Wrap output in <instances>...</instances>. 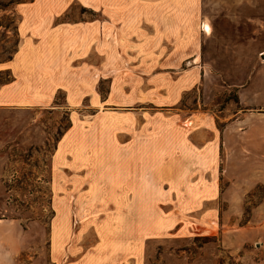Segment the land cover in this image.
Wrapping results in <instances>:
<instances>
[{
	"label": "crops",
	"instance_id": "1",
	"mask_svg": "<svg viewBox=\"0 0 264 264\" xmlns=\"http://www.w3.org/2000/svg\"><path fill=\"white\" fill-rule=\"evenodd\" d=\"M198 4L199 0L16 4L18 42L11 56L0 61V74L6 70L9 76L0 81V107L40 110L55 104L56 94L63 93L70 122L50 154V164L57 166L50 180H88L92 173L85 168L92 165L96 223L75 222L73 208L56 205L46 236L39 237L40 244L46 240V258L39 262L42 247L28 248L20 220L0 218V264H142L145 239L155 235L151 229H163L160 235L172 228L179 233L203 228L200 221L210 213L198 212L201 200L195 198L215 194L220 149L229 147L231 135L238 164L245 162V149H253L254 182L264 186V60L258 78L243 83L238 92L242 104L258 103V111L236 112L232 129H218L212 116L205 118L201 112L190 116L189 124L166 119L163 111L149 119V104H176L202 75ZM82 8L93 13L84 14ZM102 81L107 82L105 92L100 90ZM87 120L92 122L90 130ZM178 180L186 183L176 184ZM65 192L57 187L54 196L64 197ZM150 196L193 200H174L167 223L160 220L149 226L143 215ZM152 206L161 208L155 201ZM254 218L258 258L253 264H264V193ZM86 225L96 228L91 245L86 244Z\"/></svg>",
	"mask_w": 264,
	"mask_h": 264
},
{
	"label": "rangeland",
	"instance_id": "2",
	"mask_svg": "<svg viewBox=\"0 0 264 264\" xmlns=\"http://www.w3.org/2000/svg\"><path fill=\"white\" fill-rule=\"evenodd\" d=\"M20 1L24 0H0V61L10 57L16 48L15 6ZM80 11L92 12L86 8ZM197 41L202 65L197 85L174 105L149 104V119H156L163 111L164 118L189 124V117L201 112L205 118L212 116L218 129L230 130L236 112L258 111V103L242 104L238 92L243 83L258 78V68L264 60V3L199 0ZM8 77L5 70L0 81ZM106 89L107 82L102 81L100 90ZM69 114L61 91L56 94L55 104L48 108L0 107V218L20 220L27 232L28 248L42 247L37 257L39 262L46 258V240L40 244L39 237L46 236L56 205L64 203L73 208L75 222L96 223V171L92 165L85 168L92 173L88 180H81L79 175L78 179L69 181L50 180L51 169L57 168L50 164V154L59 134L70 122ZM87 122L90 130L92 122ZM228 141L229 147L220 149L215 194L211 198H195L201 200L198 212L210 213L205 221H200L203 228L181 233L172 228L160 235L163 229H151L150 234L155 235L145 239L142 264H253L258 258L254 222L258 218H254V208H258L264 186L254 182L253 149H245V162L238 164L235 136L231 135ZM62 186L66 196H54V189ZM176 199L182 204L193 200L150 196L148 211L143 215L145 223L149 226L160 220L167 223ZM154 201L161 208H154ZM86 226V244L91 245L96 239V228Z\"/></svg>",
	"mask_w": 264,
	"mask_h": 264
}]
</instances>
